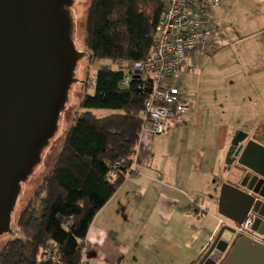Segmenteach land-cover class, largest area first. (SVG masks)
Returning <instances> with one entry per match:
<instances>
[{
    "label": "crops",
    "instance_id": "0c3cea01",
    "mask_svg": "<svg viewBox=\"0 0 264 264\" xmlns=\"http://www.w3.org/2000/svg\"><path fill=\"white\" fill-rule=\"evenodd\" d=\"M213 14L226 47L213 59L217 66L210 69L212 60L198 70L210 52L191 54L188 90L181 88L189 108L184 121L163 135L142 133L138 176L126 179L95 216L86 264H198L220 230L222 185L238 182L230 176L236 165L226 163L230 143L238 131L264 137V0H222ZM207 72L220 75L223 87L219 102L207 96L202 104L204 85L212 92ZM192 201L200 207L188 217Z\"/></svg>",
    "mask_w": 264,
    "mask_h": 264
},
{
    "label": "trees",
    "instance_id": "16d2710c",
    "mask_svg": "<svg viewBox=\"0 0 264 264\" xmlns=\"http://www.w3.org/2000/svg\"><path fill=\"white\" fill-rule=\"evenodd\" d=\"M162 12L163 0L91 1L85 23L90 61H109L115 69L97 72L94 93L83 97L79 118L44 178V192L37 191L20 213L0 264L81 263L95 216L134 167L152 85L140 79L125 88L121 83L132 64L150 55ZM95 110L118 114L98 118Z\"/></svg>",
    "mask_w": 264,
    "mask_h": 264
},
{
    "label": "water",
    "instance_id": "95a60500",
    "mask_svg": "<svg viewBox=\"0 0 264 264\" xmlns=\"http://www.w3.org/2000/svg\"><path fill=\"white\" fill-rule=\"evenodd\" d=\"M72 0H0V235L11 233V213L21 183L40 161L64 108L79 58L70 39ZM134 79H140L135 76ZM226 163L236 167L224 183L223 225L198 264H264V244L233 240L249 215L264 237V137L238 131Z\"/></svg>",
    "mask_w": 264,
    "mask_h": 264
},
{
    "label": "built area",
    "instance_id": "2783aa9c",
    "mask_svg": "<svg viewBox=\"0 0 264 264\" xmlns=\"http://www.w3.org/2000/svg\"><path fill=\"white\" fill-rule=\"evenodd\" d=\"M221 9L222 0H163V12L150 55L132 64L121 83V87L125 88L135 76H139L140 80L152 85L144 104L143 132L148 129L155 135H163L184 121L189 108L179 85L186 67L190 65L191 54L204 52L207 55L223 46L219 39L224 35L222 25L212 14ZM95 84V80L90 82L92 88ZM137 176L133 167L127 179ZM199 207L197 202L192 201L188 217H192ZM217 217L220 227L230 225L226 219ZM254 221L255 217L249 215L242 225H235L233 240L249 237L264 244V237L253 230ZM19 236V233L14 234L15 238ZM80 264H86L84 259Z\"/></svg>",
    "mask_w": 264,
    "mask_h": 264
},
{
    "label": "rangeland",
    "instance_id": "374dc122",
    "mask_svg": "<svg viewBox=\"0 0 264 264\" xmlns=\"http://www.w3.org/2000/svg\"><path fill=\"white\" fill-rule=\"evenodd\" d=\"M92 0H72L71 5L67 8V14L70 21V39L74 43L76 50L80 53L85 54V56L78 59L76 67L74 68L73 76L79 81L72 83L68 89L66 95V101L63 110L59 113L57 127L54 135L49 139L48 144L40 152V161L33 166L31 173L28 175L27 179L21 183L20 192L18 194L15 206L11 213V228L12 232L8 234L0 235V252L4 248L5 244L13 238V231L17 229V220L19 219L20 213L26 208L28 203L34 197L37 191L44 192V178L53 168L56 159L63 148L64 140L68 129L75 124L76 120L79 118V112L81 110L80 104L82 102L85 94L92 95L93 89L90 86L86 90L85 81L95 80L97 72L104 66H110L111 63L103 61L101 63H91L90 52L86 48V17ZM214 13V12H213ZM212 13V14H213ZM232 46V45H228ZM226 48L224 46L210 51V55L205 58H201L198 63V70L204 69L215 57L218 51ZM234 50V49H233ZM218 60H213L210 69L217 66ZM200 66V67H199ZM115 69V66L112 65ZM197 70V71H198ZM190 72V71H189ZM188 72V73H189ZM188 73L184 75L181 79L180 87L182 89L188 90L189 77ZM198 73V72H196ZM192 73V75L196 74ZM206 77L209 80V89L212 92L206 91V85H204L202 94V104H205V98L210 97L214 103L218 101L216 95L222 89V78L220 75L210 76L208 72ZM198 80V79H197ZM194 79L192 80V83ZM198 90V88H197ZM196 101L199 98V93L195 92ZM208 99V101H211ZM219 102V101H218ZM93 113L98 117L112 116L116 114V111L112 110H95ZM173 130V129H172ZM171 130V131H172ZM206 132V130H205ZM173 133V132H172ZM171 135H174L172 134ZM168 135V134H165ZM179 135V134H175ZM44 194V193H43Z\"/></svg>",
    "mask_w": 264,
    "mask_h": 264
},
{
    "label": "bare ground",
    "instance_id": "6f19581e",
    "mask_svg": "<svg viewBox=\"0 0 264 264\" xmlns=\"http://www.w3.org/2000/svg\"><path fill=\"white\" fill-rule=\"evenodd\" d=\"M213 52V51H212ZM210 55V54H209Z\"/></svg>",
    "mask_w": 264,
    "mask_h": 264
}]
</instances>
